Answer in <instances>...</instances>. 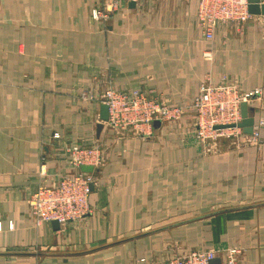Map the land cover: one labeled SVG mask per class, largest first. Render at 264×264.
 Wrapping results in <instances>:
<instances>
[{
    "label": "crops",
    "instance_id": "obj_1",
    "mask_svg": "<svg viewBox=\"0 0 264 264\" xmlns=\"http://www.w3.org/2000/svg\"><path fill=\"white\" fill-rule=\"evenodd\" d=\"M104 1L0 0V264L160 261L162 245L151 242L150 255L140 254L139 241L182 226L188 238L175 244L182 251L214 249L220 261L237 248V264H264V128L257 142L238 147L226 138L201 142L189 131L192 112L175 126L143 122L121 132L99 117L107 86L184 106L200 81L222 77L241 91L257 88L247 106L254 121L264 117V15L220 24L206 41L198 0L133 7L128 0L106 22L92 19L91 8ZM82 89L92 98L81 99ZM74 143L102 149L90 172L89 210L56 230L35 225L31 194L71 171L64 147ZM220 200L239 205L136 231L148 219L183 217ZM209 218L215 225L199 223Z\"/></svg>",
    "mask_w": 264,
    "mask_h": 264
},
{
    "label": "built area",
    "instance_id": "obj_2",
    "mask_svg": "<svg viewBox=\"0 0 264 264\" xmlns=\"http://www.w3.org/2000/svg\"><path fill=\"white\" fill-rule=\"evenodd\" d=\"M126 1L128 0H111L108 4L102 3L92 9V16L97 19L105 18L113 8ZM133 1L140 2V0ZM248 4V0H198L195 16L203 38L206 41L212 40L220 24H241L247 21L252 15L248 12ZM204 55L210 56V53L206 52ZM257 92L254 90L240 94L234 84L227 80L214 84L201 82L194 106L201 113L198 117L203 121L204 132L198 131L197 138L202 141L205 138L218 137L219 133L213 129V126L237 123L241 120V102H245ZM82 95L89 97L86 90L82 92ZM100 102L107 106V121L111 127L121 130L126 128L139 130L141 123H150L153 120L162 122L178 110L171 108L163 100L150 98L140 89L119 90L111 86L100 94ZM263 124L264 119L255 120L251 134H245V136L256 137ZM53 137H58V134L54 133ZM64 150L73 171L61 174L52 183L44 181L38 184L32 192L28 205L35 225L57 220L59 227H62L83 216L89 210L92 178L89 172L82 171L80 166L90 165L93 168L98 166L102 160V151L99 145L94 143L88 146L74 143L64 147ZM43 169L42 165L39 170L41 175L44 174ZM238 251L237 248L227 249L225 258L218 263H210V260L216 256L214 249H196L160 261L139 256L134 264H237Z\"/></svg>",
    "mask_w": 264,
    "mask_h": 264
},
{
    "label": "rangeland",
    "instance_id": "obj_3",
    "mask_svg": "<svg viewBox=\"0 0 264 264\" xmlns=\"http://www.w3.org/2000/svg\"><path fill=\"white\" fill-rule=\"evenodd\" d=\"M109 2H111V0H105L103 2V4L105 5V4H108ZM98 6L99 5H97L95 7H98ZM93 8H91V10H90L91 18L94 19V20H100L102 22H106V20L110 18L111 14L113 12H115L119 8V6L116 7V8H113L111 10L112 12L109 15L106 14V17L105 18H98V19L96 17L94 18L92 16V14H93V10L92 9ZM224 80H227L229 83L234 84V86L236 87L237 91L240 94H243L245 92H251V91H254V90H257L258 91L256 94H253L249 98H247V100L245 101L246 104L248 102H250L253 98H255V96L259 93V90L257 88H255L253 90H249V91H241L239 89V87H238L237 82H236L235 79L234 80H231V79H228L226 77H222V81H224ZM201 82H203V81H200L198 83L197 91L188 99V103L186 105H184V106H181L179 104L173 106L172 104H169V102L167 103V101L163 100L171 108L178 109V110H176V111L173 112L174 115H172L168 119H165L163 122H166V123L172 124V126H175L179 122V120L181 119V117L183 116V114H185L186 112H192L193 122H192V125H191V128H190L189 131L193 132L194 135H195V137H197L198 131L199 132H204V124H203V121H201L202 119L200 120V117H198V115L200 116L201 113L198 110H196L195 109V106H194L196 97L199 94V84ZM107 87H105L104 89H106ZM85 90L86 89H82L80 91L79 97L81 99H83V100H85V99H91L92 98V95H90L89 94V91H87V90H86V92H88L89 97L88 96L83 97L82 92L85 91ZM142 91L145 92L150 98H152L154 100L162 101L161 99L159 100L155 96L150 95L145 90H142ZM259 118L264 119V117H258L255 120H257ZM103 122H105L108 125L109 128H112L114 130H118L119 132H121L123 130H126V129H131V128H126V129L121 130L120 128L111 127V125L108 123L107 120H105ZM229 124H235V123H229ZM216 125H220V124H216ZM263 128H264V124L262 125L259 134L256 137H253V136H245V133H243L241 131V129L239 127H236V126H234V127H224V128H214V126H213V129H216L217 133H219V136L218 137H215V138H205L201 142H204L205 144H207V142L209 140H216V139H219V138H226V139H228L226 141L231 143L230 145L240 147L241 145H244L246 143L252 144L254 142H257L258 139H259V137H260V134H261ZM231 132L233 134H231ZM248 135H250V134H248ZM94 144H97V143H94ZM97 145H99V144H97ZM99 147H100V145H99ZM100 149H101V147H100ZM101 151H102V149H101ZM71 171H73V168H71ZM71 171H68V172H71ZM88 174L91 176V173L90 172ZM234 205H239V203H237V202L235 203L233 201H226V200H220L217 203H205L204 205L200 206L199 208H193L192 210H190V212H189L188 215H183V217L160 218V219L157 218V219H154V220H149L148 219V220H146V223L145 224H141V225L137 226L136 227V231L143 232V231L152 229V228L157 227V226H162V225H165V224H168V223H171V222H175V221L181 220L182 218H185L187 216H192V215H196V214H199L201 212L208 211V210H215V209H218V208H224V207H229V206H234ZM231 216H233V215H231ZM231 216H230V214H228L225 219H230ZM199 223L202 224V225H205V224H210L212 226L215 225V223L213 221V218H209V219L202 220ZM199 223L198 222H195V223H191V224L193 226H195V229H197ZM183 228H184L183 226L182 227H176V228H171V229H168V230H164L163 233H157L156 235H148L149 237L147 236L144 239H142V241H139L140 242L139 243L140 245H139L138 248L140 250V254H148V250L151 248L150 245H149L151 242H156L157 245H159V248H160V245L163 246V249L162 250L160 249V250L163 253L162 256L163 257H166V258H168L169 255L174 254V253H176V255H180V254L186 253V251H182L183 247H181L180 245H177V246L175 245V244H178L180 241L182 242L183 241V237L188 238V235H187L188 232L187 231H185V232L182 231ZM191 238H195V237H192L191 236ZM192 250H195V249L193 248ZM148 255H150V254H148ZM140 257H145V258L148 259L147 256H140ZM166 258H163V259H166Z\"/></svg>",
    "mask_w": 264,
    "mask_h": 264
},
{
    "label": "water",
    "instance_id": "obj_4",
    "mask_svg": "<svg viewBox=\"0 0 264 264\" xmlns=\"http://www.w3.org/2000/svg\"><path fill=\"white\" fill-rule=\"evenodd\" d=\"M261 1V3H260ZM248 12L250 14H262L264 15V0H248ZM135 2L133 0H130L128 3L129 7H133ZM254 108L247 106L246 102H241L240 104V115H241V120L235 124H220L214 126V128H224V127H239L241 131L245 134H251L252 132V126L254 122V117L252 115ZM99 117L102 121L107 120L108 118V109L105 104H101L100 106V114ZM153 125L158 126L159 125V120H153L152 122ZM80 169L85 172H91L93 170V167L90 165H81ZM51 224L53 228L59 229V224L57 220H52ZM219 259L218 258H213L210 260V263H218Z\"/></svg>",
    "mask_w": 264,
    "mask_h": 264
}]
</instances>
